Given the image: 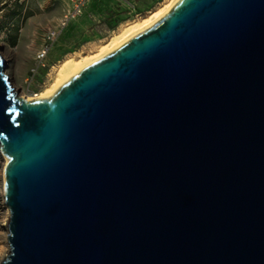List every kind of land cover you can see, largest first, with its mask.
Segmentation results:
<instances>
[{"label": "water", "instance_id": "water-1", "mask_svg": "<svg viewBox=\"0 0 264 264\" xmlns=\"http://www.w3.org/2000/svg\"><path fill=\"white\" fill-rule=\"evenodd\" d=\"M0 54V264H264V0H179L28 101Z\"/></svg>", "mask_w": 264, "mask_h": 264}, {"label": "rangeland", "instance_id": "rangeland-1", "mask_svg": "<svg viewBox=\"0 0 264 264\" xmlns=\"http://www.w3.org/2000/svg\"><path fill=\"white\" fill-rule=\"evenodd\" d=\"M130 1L89 0L81 14L61 27L59 22L73 9L71 0H0V54L6 60L5 72L17 93L30 96L40 92L52 67L66 56L86 52L106 40L120 24L146 15L164 0H134L139 7L136 11L129 7ZM51 29L58 34L48 40ZM44 47H48L47 53L38 59ZM2 161L0 158V171ZM9 218L1 183L0 229L8 228ZM0 245L1 263L9 251L5 230L0 234Z\"/></svg>", "mask_w": 264, "mask_h": 264}, {"label": "bare ground", "instance_id": "bare-ground-1", "mask_svg": "<svg viewBox=\"0 0 264 264\" xmlns=\"http://www.w3.org/2000/svg\"><path fill=\"white\" fill-rule=\"evenodd\" d=\"M179 0H164L161 1L155 8L150 10L146 15L133 17L126 22L120 24V26L112 31L111 35L104 41H99L97 45L89 47L86 52H77L66 56L58 64L52 67L51 72L48 74L46 83L43 89L30 96H24L28 101L40 99L42 97H49L53 95L59 86L69 79L74 74L79 72L91 62L111 53L127 39L138 33L139 31L149 27L155 21L169 12ZM1 44V42H0ZM2 158V157H1ZM2 167L0 171V182L2 183V193L4 184L3 166L5 159L2 158ZM0 183V186H1ZM8 214V213H7ZM8 231L7 229H0V234ZM4 244V243H3ZM1 246V245H0ZM2 248V247H1Z\"/></svg>", "mask_w": 264, "mask_h": 264}, {"label": "built area", "instance_id": "built-area-1", "mask_svg": "<svg viewBox=\"0 0 264 264\" xmlns=\"http://www.w3.org/2000/svg\"><path fill=\"white\" fill-rule=\"evenodd\" d=\"M71 1L74 4L73 9L67 12L64 15L63 19L59 22L61 27L65 26L69 21V19L74 18L75 16L81 14L83 8L85 7L86 2L89 0H71ZM130 6L132 7V9H134V6L132 4H130ZM57 34L58 33L55 31V29H51L47 34L48 35L47 39L53 40ZM47 48L48 47H44L41 49V52L38 55V59H42L43 57H45V54L47 53L48 50Z\"/></svg>", "mask_w": 264, "mask_h": 264}, {"label": "crops", "instance_id": "crops-1", "mask_svg": "<svg viewBox=\"0 0 264 264\" xmlns=\"http://www.w3.org/2000/svg\"><path fill=\"white\" fill-rule=\"evenodd\" d=\"M129 4H132V5L134 6V9H132V11H136L137 9L139 10V7L137 6V4L135 3L134 0H131V1L129 2ZM129 7L132 8L130 5H129ZM129 7H128V8H129ZM130 8H129V9H130Z\"/></svg>", "mask_w": 264, "mask_h": 264}]
</instances>
